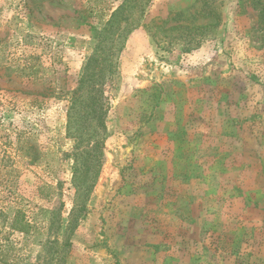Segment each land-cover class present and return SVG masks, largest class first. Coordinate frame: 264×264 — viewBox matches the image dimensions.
I'll return each mask as SVG.
<instances>
[{"label":"rangeland","instance_id":"obj_1","mask_svg":"<svg viewBox=\"0 0 264 264\" xmlns=\"http://www.w3.org/2000/svg\"><path fill=\"white\" fill-rule=\"evenodd\" d=\"M121 2L0 0V264H264V0H216L187 52L134 29L99 158L69 97Z\"/></svg>","mask_w":264,"mask_h":264},{"label":"trees","instance_id":"obj_2","mask_svg":"<svg viewBox=\"0 0 264 264\" xmlns=\"http://www.w3.org/2000/svg\"><path fill=\"white\" fill-rule=\"evenodd\" d=\"M150 1L122 0L110 13L105 25L99 31L98 50L88 58L77 87L69 97L67 124L69 127L73 125L80 128L85 122L87 126L90 123V129L86 131L87 138L95 139V134L99 133V139L93 141L92 148L94 152L99 150V158L103 157L105 118L108 113L104 89L117 68L119 55L132 31L138 27H145L157 45L161 42L168 45L177 44L182 46L183 52H187L197 48L204 38L211 37L221 22L218 6L213 5L216 0H195V3L183 9L171 10L165 16L148 18L144 11ZM197 2L201 4L195 7ZM238 127L239 129L235 131V134L238 133L236 139H241L245 135L241 120ZM180 132H173L171 137L179 140V136H182ZM221 135L226 137L228 133L224 131ZM77 145L78 143L76 147ZM215 174L218 173H213ZM22 220L23 214L18 211L13 222L15 230H24ZM16 223L18 225H15Z\"/></svg>","mask_w":264,"mask_h":264},{"label":"crops","instance_id":"obj_3","mask_svg":"<svg viewBox=\"0 0 264 264\" xmlns=\"http://www.w3.org/2000/svg\"><path fill=\"white\" fill-rule=\"evenodd\" d=\"M238 253H241V252H238ZM192 257H193V252H192ZM184 258V256H182V259ZM178 264H184L183 262L181 263L180 260L178 261ZM198 264H201V263H198Z\"/></svg>","mask_w":264,"mask_h":264}]
</instances>
